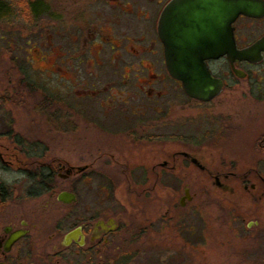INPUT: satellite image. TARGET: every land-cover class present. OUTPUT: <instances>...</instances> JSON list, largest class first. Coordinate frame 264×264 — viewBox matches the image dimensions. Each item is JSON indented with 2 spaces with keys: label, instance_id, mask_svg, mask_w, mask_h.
I'll list each match as a JSON object with an SVG mask.
<instances>
[{
  "label": "flooded vegetation",
  "instance_id": "obj_1",
  "mask_svg": "<svg viewBox=\"0 0 264 264\" xmlns=\"http://www.w3.org/2000/svg\"><path fill=\"white\" fill-rule=\"evenodd\" d=\"M121 1L102 21L119 28L83 37L77 87L44 94L23 74L24 85L0 94V264L166 263L176 251L161 240L186 229L174 213L196 195L186 183L160 216L161 186L179 164L228 204L232 264H264V49L258 60L206 59L220 89L194 98L165 64L158 22L170 0ZM232 35L236 49L249 47L264 17L239 15ZM27 97L22 127L11 108ZM189 225L193 250L204 234Z\"/></svg>",
  "mask_w": 264,
  "mask_h": 264
},
{
  "label": "rangeland",
  "instance_id": "obj_2",
  "mask_svg": "<svg viewBox=\"0 0 264 264\" xmlns=\"http://www.w3.org/2000/svg\"><path fill=\"white\" fill-rule=\"evenodd\" d=\"M15 1L2 0L8 6L5 7L8 16L4 18L0 15V94H4L3 89L9 90L12 87L19 89L20 83L24 85L23 74H26L31 85H35L44 94H56L61 89L71 90L77 87L73 86L75 57L78 55L82 58L85 56L84 53H87V49H81L83 37L99 38L103 30L110 27L119 28L117 24L102 21L109 19L112 14L119 13L115 1L118 4L123 3L121 0H46L48 6H45L48 8L45 11L37 12L36 15L33 14L34 16L31 13L27 18V15L20 14L22 9L19 10ZM38 1H41L38 7L42 10L44 0ZM78 21L80 23L76 24ZM72 37L75 38L73 43ZM60 76L68 79V81L63 80L66 85L62 84ZM5 97L8 99L7 96ZM27 98L28 103L25 102L20 108L14 106L11 108L16 115V121L22 127L28 124L29 114L27 111H22L19 115L17 112L22 108L23 110L30 108L32 99ZM178 99L180 98L175 100L179 101ZM178 104L177 102L173 113L176 122L183 115V110H180ZM3 112L7 114L6 110ZM182 131L181 128L180 132ZM171 147L178 150L182 145H161L165 152L171 151ZM177 170L169 179L173 181L172 186L168 187V183H172L170 181H166V187L161 186L158 200L160 216L168 206L176 204L183 194L186 183L190 188L189 192L196 195L190 203L181 207L179 215L176 210L174 213L175 216L181 217V226L179 223L176 228L186 229L183 232L177 230L173 235L174 242L170 245L167 242L162 243L161 240V244L176 251L174 258L170 257L164 264H232V250H230L233 248L232 230L229 220H225L231 217L228 204L213 190L210 183L205 182V178L198 176L195 179L193 172L185 174L189 170L186 165H177ZM151 210L152 208L149 207V212ZM189 224L201 230L203 228L204 234L203 244L195 245L193 250L186 244ZM188 252L190 256L187 255Z\"/></svg>",
  "mask_w": 264,
  "mask_h": 264
},
{
  "label": "water",
  "instance_id": "obj_3",
  "mask_svg": "<svg viewBox=\"0 0 264 264\" xmlns=\"http://www.w3.org/2000/svg\"><path fill=\"white\" fill-rule=\"evenodd\" d=\"M241 14L263 17L264 0H170L162 9L158 35L164 44L165 64L190 96L208 100L220 89L206 59L226 55L233 62L260 57L264 36L240 50L234 45L232 23Z\"/></svg>",
  "mask_w": 264,
  "mask_h": 264
},
{
  "label": "trees",
  "instance_id": "obj_4",
  "mask_svg": "<svg viewBox=\"0 0 264 264\" xmlns=\"http://www.w3.org/2000/svg\"><path fill=\"white\" fill-rule=\"evenodd\" d=\"M45 1V2H44ZM43 1V8L41 10V8H39L38 6H40V2L38 0H16L15 4L19 7V10L22 9V12L20 14L23 13V15H27V18H29V15H36L37 12H43L46 8H48L47 6V2L46 0ZM47 5V6H45ZM6 6L5 3L2 2V0H0V15H2V17L6 18L8 16V10L5 9ZM33 15V16H34Z\"/></svg>",
  "mask_w": 264,
  "mask_h": 264
}]
</instances>
